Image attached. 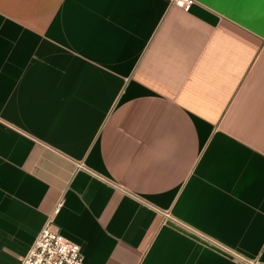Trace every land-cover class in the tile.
I'll use <instances>...</instances> for the list:
<instances>
[{"label": "crops", "instance_id": "obj_1", "mask_svg": "<svg viewBox=\"0 0 264 264\" xmlns=\"http://www.w3.org/2000/svg\"><path fill=\"white\" fill-rule=\"evenodd\" d=\"M49 215L81 264H264V0H0V264Z\"/></svg>", "mask_w": 264, "mask_h": 264}, {"label": "built area", "instance_id": "obj_2", "mask_svg": "<svg viewBox=\"0 0 264 264\" xmlns=\"http://www.w3.org/2000/svg\"><path fill=\"white\" fill-rule=\"evenodd\" d=\"M172 2L187 10L192 0H172ZM230 254L245 264H259L256 259H244L234 253ZM81 262L82 253L79 245L64 237L56 227H53L52 216L49 215L31 245L19 258L18 264H81Z\"/></svg>", "mask_w": 264, "mask_h": 264}]
</instances>
